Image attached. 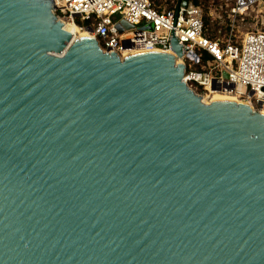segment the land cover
<instances>
[{"label":"water","instance_id":"95a60500","mask_svg":"<svg viewBox=\"0 0 264 264\" xmlns=\"http://www.w3.org/2000/svg\"><path fill=\"white\" fill-rule=\"evenodd\" d=\"M66 27L0 0V264H264V115Z\"/></svg>","mask_w":264,"mask_h":264},{"label":"built area","instance_id":"2783aa9c","mask_svg":"<svg viewBox=\"0 0 264 264\" xmlns=\"http://www.w3.org/2000/svg\"><path fill=\"white\" fill-rule=\"evenodd\" d=\"M52 2L58 22L71 23L94 38L103 52L112 51L120 59L134 53L173 54L170 40L174 38L183 53L178 59L184 67L183 81L198 97L200 90L228 94L241 99L252 110L264 113V32L246 33L237 41L233 40L231 25L227 39L211 40L206 36L201 10L190 4L175 12L174 8L158 11L150 0ZM258 2L234 0L230 15L234 19L242 18ZM121 24L131 29L119 33L117 26ZM148 25L151 31L144 30ZM124 42L128 43V49L122 48ZM199 51L210 60L202 62ZM189 55L196 58L191 59ZM213 86L218 90L213 91Z\"/></svg>","mask_w":264,"mask_h":264},{"label":"rangeland","instance_id":"374dc122","mask_svg":"<svg viewBox=\"0 0 264 264\" xmlns=\"http://www.w3.org/2000/svg\"><path fill=\"white\" fill-rule=\"evenodd\" d=\"M153 1L160 5L161 10H169V7L175 5L177 0H150V2L156 5ZM197 1L199 3L198 8L201 10L203 18H208V31L213 33L212 37L214 40L219 39L224 41L227 39L231 25H233V40L237 41L246 33L255 31L264 32V0H259L258 4L249 9L243 18L237 19H234L230 15L234 0ZM206 36L208 37V32ZM197 92L200 95L199 98L206 103H208L213 96V94L203 93L201 90ZM229 97L233 98V96ZM235 100L242 102L241 99L236 98Z\"/></svg>","mask_w":264,"mask_h":264},{"label":"bare ground","instance_id":"6f19581e","mask_svg":"<svg viewBox=\"0 0 264 264\" xmlns=\"http://www.w3.org/2000/svg\"><path fill=\"white\" fill-rule=\"evenodd\" d=\"M68 24H70L71 25V27L70 28H65V30L67 31V32H69L70 34H72L74 37H76V38H91V36H89L87 33H85V32H83V31H81V30H79L76 26H74V25H72L71 23H68ZM154 53H166V55H171V56H173V54H171V53H169V52H160V51H158V52H154ZM178 65H179V60H177V62H176ZM211 94H213V96L210 98V100H209V102L208 103H206L204 100H203V103H206V104H209L210 102H215V101H232V102H234V103H241V104H244V105H246L243 101L242 102H239V101H237V100H235L236 99V97H229V96H231V95H229V96H226V95H228V94H223V93H211ZM235 98V99H234ZM238 99V98H237ZM247 106V105H246ZM261 114H263L264 115V113H261Z\"/></svg>","mask_w":264,"mask_h":264},{"label":"trees","instance_id":"16d2710c","mask_svg":"<svg viewBox=\"0 0 264 264\" xmlns=\"http://www.w3.org/2000/svg\"><path fill=\"white\" fill-rule=\"evenodd\" d=\"M154 3H156L155 1H153ZM177 2V1H176ZM189 2H190V5L191 6H193V7H198L199 6V3H198V1L197 0H189ZM151 4L154 6V8L156 9V10H158V11H161V8H160V5L158 4V3H156V5L155 4H153L152 2H151ZM174 8V5L173 6H171V7H169V10H172ZM243 18V17H242ZM203 24H204V27H205V29H206V33L208 32V37H209V39H211V40H214V38L212 37L213 36V33H210L209 31H208V18H203ZM211 35V36H210ZM217 40H219V39H215V41H217ZM198 55L200 56V60L202 61V62H206V61H209L210 60V58H209V56L208 55H206L204 52H202V51H199L198 52Z\"/></svg>","mask_w":264,"mask_h":264}]
</instances>
